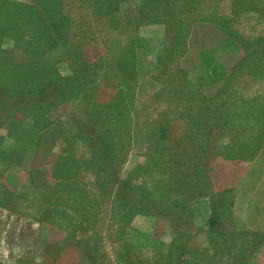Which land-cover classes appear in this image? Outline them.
<instances>
[{
    "label": "rangeland",
    "instance_id": "rangeland-1",
    "mask_svg": "<svg viewBox=\"0 0 264 264\" xmlns=\"http://www.w3.org/2000/svg\"><path fill=\"white\" fill-rule=\"evenodd\" d=\"M5 1L0 264H264V0H175L176 38L164 0H43L75 23L19 83L43 15Z\"/></svg>",
    "mask_w": 264,
    "mask_h": 264
},
{
    "label": "trees",
    "instance_id": "trees-1",
    "mask_svg": "<svg viewBox=\"0 0 264 264\" xmlns=\"http://www.w3.org/2000/svg\"><path fill=\"white\" fill-rule=\"evenodd\" d=\"M49 1V0H48ZM167 11H168V19H169V26H168V35H173L174 38L177 37L178 35V25L179 23L176 20L175 17V13H176V2L175 0H164L163 1ZM37 3V7H40V11L42 12L43 17H41V19L38 21V26L40 28L37 27V24H33V21L31 20V22L29 23V26L31 28V34L32 36L30 38L25 37L27 34L23 33L22 37L15 39L18 40L20 43V46H22L26 56L28 57V62L26 63V65H22L24 66L23 68H18L17 70H13L11 71V75L14 77V79L17 78L18 83L22 82V81H29L30 80V72L32 73L33 68L36 66L38 67V69L42 70V72L47 70L46 66H50V62L49 61H43V58L39 60V65L34 64V55H43L45 53H51V51L55 50L54 53H51L52 55H54L55 53H58L62 47L65 46V41L64 40V35L63 33H68V28H70V26L74 25L75 21H73L72 19H69L68 15H65L63 13V9H60V3L62 4V1L56 6V8L52 11L53 12V17H49L50 12L47 8H45V4L43 3V0H36ZM30 4V7H32V4ZM46 3V2H45ZM10 5V3L8 1L4 2L2 1V3L0 4V7H5ZM16 10H18L21 7V3H14ZM40 5V6H39ZM51 6H54L51 5ZM158 9V8H157ZM105 11V10H103ZM101 11V12H103ZM21 17H19L20 19L22 18H27L24 17L23 11H21ZM27 14V13H26ZM102 14V13H100ZM107 14V13H106ZM111 20V18H110ZM18 24V25H17ZM7 23V25H3L0 22V36L3 39L4 37H8L10 36L9 34H13L11 33L13 30L18 29L19 27V23ZM145 24V23H144ZM27 32H30L29 29H26ZM13 36V35H12ZM36 55V56H37ZM117 58V62L116 64L118 65V67L116 68V73L115 75L117 76V72L118 73V77H120V71L124 69L125 66V62L126 60L123 59L122 61ZM52 62V61H51ZM119 62V63H118ZM41 64V65H40ZM50 68V67H48ZM45 69V70H44ZM224 67L218 63V62H213L210 65V72H211V77H212V81H218L223 77V72H224ZM26 73V74H24ZM114 75V76H115ZM16 82V81H15ZM21 85V84H20ZM16 90H11L9 89V87H7L6 85V81L2 78V76H0V111L1 110H9L10 106L12 109H15L17 106H23L24 108L27 107L26 103L29 101L30 97H31V93L29 91V89H27L26 87L21 88V89H17ZM16 91V92H15ZM41 100L48 98L49 96H51V94L49 92H42L39 91L38 92ZM29 104V103H27ZM11 109V110H12ZM9 110V112L11 111ZM41 135L38 136L37 138V143L39 142V138ZM178 156V154H177ZM133 197V196H132ZM131 201L133 202V205L136 207H148L149 205H147L148 203H143V201L137 199V198H132ZM11 208V207H10ZM171 208L174 209H185L186 205L183 204V202H181L179 199L174 200L171 203ZM161 214V213H160ZM162 214H166V213H162ZM169 214V213H167ZM223 237V236H222ZM222 240V238H221ZM223 240H226V237H223Z\"/></svg>",
    "mask_w": 264,
    "mask_h": 264
}]
</instances>
